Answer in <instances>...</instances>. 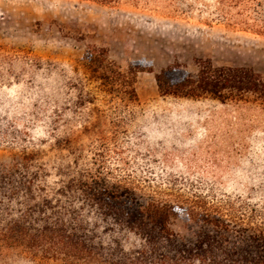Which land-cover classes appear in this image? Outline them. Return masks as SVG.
Segmentation results:
<instances>
[{"label": "trees", "instance_id": "1", "mask_svg": "<svg viewBox=\"0 0 264 264\" xmlns=\"http://www.w3.org/2000/svg\"><path fill=\"white\" fill-rule=\"evenodd\" d=\"M80 1L116 8L125 0ZM196 64V75L179 62L156 73L159 94L264 105V78L253 69ZM153 72L145 61L121 66L94 43L72 64L0 43L1 261L264 264V206L251 196L220 200L177 178L132 172L141 135L137 80ZM16 104L29 107L48 140L16 125ZM78 128L94 138L73 149L67 133Z\"/></svg>", "mask_w": 264, "mask_h": 264}, {"label": "rangeland", "instance_id": "2", "mask_svg": "<svg viewBox=\"0 0 264 264\" xmlns=\"http://www.w3.org/2000/svg\"><path fill=\"white\" fill-rule=\"evenodd\" d=\"M246 20L250 29L243 27ZM0 43L61 64L82 58L89 43L106 47L121 66L150 63L154 72L140 74L136 85L141 135L132 172L177 178L187 190L200 188L220 200L251 196L264 206V105L162 97L155 80L175 62L196 75V59L251 68L264 78V0H125L116 8L80 0H0ZM12 118L33 138L49 139L28 106L16 104ZM93 136L72 129L66 145L77 149ZM6 159L0 151V162ZM0 264L30 263L12 258Z\"/></svg>", "mask_w": 264, "mask_h": 264}]
</instances>
